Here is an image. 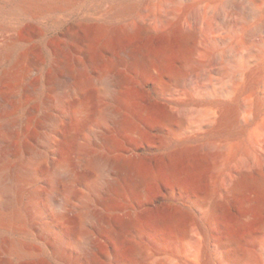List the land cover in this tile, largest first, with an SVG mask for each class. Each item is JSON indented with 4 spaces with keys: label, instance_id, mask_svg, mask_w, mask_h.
<instances>
[{
    "label": "rangeland",
    "instance_id": "rangeland-1",
    "mask_svg": "<svg viewBox=\"0 0 264 264\" xmlns=\"http://www.w3.org/2000/svg\"><path fill=\"white\" fill-rule=\"evenodd\" d=\"M32 1L0 0L2 187L9 179L23 176L22 167L32 166L30 156L23 151L25 138L18 134L20 123L28 119L27 107L36 106L32 126L38 128V121L54 107L57 95L64 93L65 86L52 90L44 75L57 62L52 42L61 37L70 43L65 29L78 21L94 20L104 26L95 40V51L111 42L112 56L116 58L132 46L163 55L167 60L161 77L129 72L135 83H148L152 87L174 83L179 71L186 68L187 43L188 47H194L198 67V133L189 138L182 130V149L157 152L149 150L159 144L158 140L141 128L136 135L117 136L115 142L120 154H139L138 171L146 177L147 190L141 196L124 188L116 195L114 210L105 208L100 200L113 172L101 160L107 149L94 141L97 131L110 125L105 98L96 104L76 140L77 186L40 168L34 176L25 177L23 186L12 190L14 202L0 204V215L16 214L10 222H0V229L58 228L53 211L65 198H70L71 226L76 235L67 240L88 236L98 226L100 215L132 219L133 226L124 242L114 244L110 256L105 252L110 264H260V258L264 259V0H211L207 15L204 0H168L169 22L161 30L149 32L134 19L140 8L156 0H55L36 5ZM193 2L198 9L190 16L192 23L185 28L184 12ZM214 11L218 17L212 19ZM148 22L153 21L148 18ZM26 27L38 28L39 36L24 40ZM35 45L43 60L42 74L34 71L26 79V85L37 78L39 82L35 92L24 98L17 61L21 53ZM172 55L176 56L174 61L170 59ZM99 68L86 66L84 70L92 77ZM140 96L143 100L144 96ZM65 97L68 98L67 94ZM206 107L210 121L205 126L202 111ZM67 121H70L69 109ZM55 129L51 124L39 128L45 133V138L36 142L39 152H50L46 141ZM190 145L193 147L188 149ZM144 147L148 152L139 150ZM177 169L180 171L177 182L182 183L186 199L194 195L199 201L204 195L206 169L211 197L208 224L203 221L201 206L192 210L176 200L180 189L172 192L176 182L172 175ZM190 178L193 181L189 182ZM164 186L169 190H162ZM159 218L165 220L162 225L157 223ZM190 241L192 261L184 257ZM39 247L33 258H44L53 264L77 262L74 255L63 256L41 243ZM3 256L0 246V258ZM15 262L19 263L17 259Z\"/></svg>",
    "mask_w": 264,
    "mask_h": 264
},
{
    "label": "bare ground",
    "instance_id": "bare-ground-1",
    "mask_svg": "<svg viewBox=\"0 0 264 264\" xmlns=\"http://www.w3.org/2000/svg\"><path fill=\"white\" fill-rule=\"evenodd\" d=\"M32 1V0H31ZM168 0H156L139 9L134 21L142 24L145 32L159 31L169 22L168 16L171 13L166 5ZM197 1V0H196ZM206 3L205 15L209 13L211 0H204ZM40 3H53L55 0H34L32 5ZM36 3V4H35ZM184 12L185 28L189 27L192 15L197 8V3L190 4ZM221 14V13H220ZM191 16V18H190ZM218 17L214 11L212 19ZM152 19V23L148 22ZM104 26L98 21L84 20L72 23L65 29V38H56L52 42L53 49L57 55L55 68L44 75L46 84L52 90L57 87H64V95H57L54 107L46 112L38 121V128L32 126L36 106H28V119L20 123L18 134L24 137L23 151L30 156L31 167H22L23 176L19 179L12 178L2 187L0 182V204L7 205L16 200L13 189L18 185L25 184V177L34 176L40 168L51 173L58 174L77 186L78 171L75 166V144L82 127L92 116L96 104L104 102L106 98V111L110 125L97 131L94 139L97 146L107 149V153L101 160L113 172V178L105 189L101 204L108 209L114 210L116 195L124 188L131 189L137 195L146 193V177L138 171L139 154H120L115 142L117 136L136 135L137 129H143L155 137L159 144L149 152H157L173 148L182 149V130L189 138L198 133V109H197V83L196 75L198 67L194 57L195 48L190 46L185 51L186 68L180 70L179 77L172 84H155L153 87L148 83L132 81L129 72L136 75H154L161 77L164 62L167 60L161 54L148 52L137 46L129 47L124 51L123 56L113 57L114 45L108 42L99 50H94L97 35L104 30ZM38 28L26 27L23 38L29 41L39 36ZM224 39V38H223ZM97 50V49H96ZM39 48L28 47V50L18 57V78L21 83V94L25 98L35 92L39 79H35L26 85V79L34 71L41 75L43 60L39 56ZM171 61L176 59L175 55L170 57ZM99 65H103L99 68ZM86 66L98 67L94 76H87ZM123 67L124 69H120ZM67 94L68 98L65 97ZM140 94L144 97L139 99ZM7 99V96H2ZM141 97V96H140ZM70 111V121H67V110ZM136 117V118H135ZM135 118V121L133 120ZM204 125L210 121L208 107L202 111ZM47 124L54 126L55 133L46 143L50 152H39L36 142L45 138V133L39 128H45ZM136 124V125H135ZM208 130V129H207ZM115 134V135H113ZM62 137V138H61ZM60 138V139H59ZM55 146L58 148L55 149ZM193 146H188V149ZM140 151H145L140 148ZM55 152L57 156H55ZM141 153V152H140ZM208 155V152L207 154ZM52 161L54 164L52 165ZM208 164L206 165L207 169ZM205 169V186L203 198L199 201L194 195L186 199L180 179V171L177 169L172 175L175 183L172 192L177 193L180 189L179 202L192 210L201 206L203 221H209L208 214L211 212V197L209 188V177ZM193 181L192 178L189 182ZM162 190H169L164 186ZM165 197V195H161ZM161 197V198H163ZM175 199V198H173ZM64 203L53 211L54 221L59 224L58 228L35 227L32 229L22 227H3L0 229V246L4 256L0 258V264H53L51 261L32 256L39 252V244L54 249L61 255H74L77 258L76 264H110L111 247L114 244H122L126 239L129 229L133 226L131 218L123 217L114 219L110 216H97L98 226L93 228L88 236L82 239L67 240V237L76 235L71 226L72 209L69 205L70 198H65ZM16 214L0 215V222H10ZM164 219L159 218L158 224H163ZM20 237V238H19ZM77 249H76V248ZM193 243L190 241L186 247L184 257L189 261L193 260ZM105 252L108 255H105ZM15 259L19 263L15 262ZM260 264H264V259Z\"/></svg>",
    "mask_w": 264,
    "mask_h": 264
}]
</instances>
